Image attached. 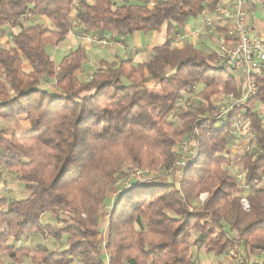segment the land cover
Returning <instances> with one entry per match:
<instances>
[{
    "label": "trees",
    "instance_id": "1",
    "mask_svg": "<svg viewBox=\"0 0 264 264\" xmlns=\"http://www.w3.org/2000/svg\"><path fill=\"white\" fill-rule=\"evenodd\" d=\"M118 1L0 0V40H9L0 46V119L29 122L22 135L0 127V184L12 177L26 193L0 197V255L10 264H199L195 248L221 257L239 247L244 264H264V189L253 186L264 181V120L256 111L264 78L258 96L230 114L243 113L254 133L250 149L234 153L241 138L229 122L210 119L214 97L240 94L237 76L215 67L213 40L226 29L206 30L209 45L173 47L219 0ZM164 28L165 43L142 63L114 57L86 71L85 45L59 63L50 54L75 29L116 42ZM184 139L200 158L177 182L175 146ZM129 162L168 177L136 182L111 201ZM237 170L249 188L238 186ZM109 205L107 233L100 232ZM32 235L33 246L18 245Z\"/></svg>",
    "mask_w": 264,
    "mask_h": 264
},
{
    "label": "built area",
    "instance_id": "2",
    "mask_svg": "<svg viewBox=\"0 0 264 264\" xmlns=\"http://www.w3.org/2000/svg\"><path fill=\"white\" fill-rule=\"evenodd\" d=\"M154 3L156 1L150 0L151 5ZM255 6H259L264 13V0H219L213 12L203 16L202 25L189 35L186 33L178 35L173 46H178L184 43L188 37H191L193 44L200 47L203 45V35L206 30L212 31L218 25L226 29L224 34L218 35V44L215 49V67L237 76L240 83V94L239 96L222 94L214 97L215 111L210 115V119L219 124L230 123L232 131L241 138L240 147L235 148V150H249L254 133L249 120L245 118L243 113H238L234 118L230 114L235 108L243 106L258 96L260 79L264 78V28L261 26L257 14L253 13L254 9H251ZM24 17L26 16L22 18ZM6 28L8 33L14 31L10 24H7ZM75 37L80 40L82 45H98L102 48L123 46L121 41L111 42L106 38L87 33L80 36L75 34ZM189 98H191L190 95L185 96L178 102L177 108L171 112L170 116L174 117L177 109L181 107L185 109ZM256 111L259 117L264 120V104L258 105ZM175 148L180 153V158L174 165V170L180 177H183L185 169L198 162L199 150L197 145L189 139L177 142ZM161 172L152 173L135 167L126 172L127 185L130 187L136 182L152 180L161 175ZM234 176L238 186H244L246 189L250 187V185H245L243 171H235ZM253 186L257 189H264V181L253 184ZM208 196V193L201 194V202H204ZM241 205L244 211H250V204L245 196L241 199ZM106 241L107 239L104 238V245ZM232 250L233 258L238 259L240 248L236 247Z\"/></svg>",
    "mask_w": 264,
    "mask_h": 264
},
{
    "label": "rangeland",
    "instance_id": "3",
    "mask_svg": "<svg viewBox=\"0 0 264 264\" xmlns=\"http://www.w3.org/2000/svg\"><path fill=\"white\" fill-rule=\"evenodd\" d=\"M158 1V0H154ZM117 2L119 3L120 1L117 0ZM150 6H152L150 4ZM38 22V20L33 21V23ZM194 21H191V24H193ZM196 24V23H195ZM77 30H73L72 32L76 33L77 35H79L77 32ZM153 34V33H152ZM71 35V33H70ZM8 38H4L0 40V46H6L8 45L7 43L9 42V40H7ZM212 40L209 39H205L203 40V45L206 43V45H209L211 43H209ZM216 44H218V41L216 42V40H213ZM80 40H78V42L76 43L74 41V39L70 36H68L67 40L61 44L59 47H53L50 49V54L51 57L57 62L59 63L60 59L66 55L68 52H70L71 50L75 49L77 46H79V44H82ZM202 45V46H203ZM91 49V48H90ZM110 52V50H109ZM108 49H101L99 47H92V52L89 50V56H90V60L88 61L90 64H86L85 68L87 69L86 71H88L89 69L93 68L96 66V64L98 63V61L100 59H113L114 56L110 55L112 54L110 52L109 54ZM117 57V56H116ZM143 57H147V56H143ZM96 62H95V61ZM2 73V69L0 68V74ZM153 91H158V88H153ZM3 120H0V127H7L9 129L10 134L14 133L17 135H22L26 132V130L29 128V124H26V120L23 117H17V118H9L7 120H4L6 118H2ZM180 142V141H177ZM234 153H237V150L233 149ZM135 167H138L134 162H129L127 163L126 167H125V173L127 171H129L130 169H134ZM139 168V167H138ZM143 169V168H140ZM143 170L146 171H150L152 173L155 172V170L149 169V168H144ZM162 171V169H160ZM158 170V172H161ZM163 173V171L161 172ZM162 181H166V178L168 176L162 174ZM173 176V175H172ZM169 175V177H172ZM175 177V175H174ZM182 180V177H180L177 173H176V181L180 182ZM128 182V178L122 179L117 186L113 189V191L111 192L112 194L110 195V200L111 201H115L117 198V191H123L126 188H128L129 186L127 185ZM7 196L8 198L12 199H20V198H24L26 196V193L24 191V189L15 181L13 180L12 177L6 176V181L2 184H0V197L3 196ZM110 208L111 205L107 206L104 208V212L102 213V220H101V224L99 225V229L100 232H104L107 233V224H105L107 222V220H109L110 217ZM45 219H49V216ZM104 224V225H103ZM196 234L194 233V236ZM25 241L26 246H33L35 243H37L39 241V238L36 235H32L26 239H24L23 241H19L18 245L22 246L23 243ZM46 244L51 245V243H49L48 241H45ZM52 246V245H51ZM233 251V250H232ZM232 251L230 250L228 255L225 256H221V257H216L213 254L208 253L205 249L200 248L197 249L195 248L193 251V256L195 257V259L197 260V262L199 264H244V256H243V251L239 250L238 251V259H234L232 256ZM241 259V260H240ZM0 264H10V260L6 255H0Z\"/></svg>",
    "mask_w": 264,
    "mask_h": 264
},
{
    "label": "crops",
    "instance_id": "4",
    "mask_svg": "<svg viewBox=\"0 0 264 264\" xmlns=\"http://www.w3.org/2000/svg\"><path fill=\"white\" fill-rule=\"evenodd\" d=\"M251 9H254L253 13L257 14L258 18L260 19L261 26L264 28V13H263V11L260 9L259 6H255L253 8L251 7ZM199 27H200V25H196L195 23L188 25L185 28L186 35H189L192 31L196 30ZM75 34L76 33L73 32V34H71L69 36L72 37L74 39V41L77 43L78 39L75 37ZM165 40H166V30L164 28L160 33H153V34H148V35L136 34L131 38L125 39L123 41L121 40L122 45H123L121 47H115L114 48V47L108 46L106 48L108 49V52L110 50V52L112 53V54H110V52H109V54L114 56V57H116V56L122 57V58L130 57V58H133L136 63H142V62H146L148 60V58L152 55L154 48L157 46L163 45L165 43ZM63 43H61V44H63ZM185 43L193 44L191 37H188L184 43H182L178 46H175V47L182 48V47H184ZM60 45H58V47ZM84 45L86 46L88 51L90 50L91 52H92V47H99L101 49H106V48H102L98 45H87V44H84ZM143 56H147V57H143ZM87 64H90V63L88 62ZM87 69H85V70H87ZM0 120H3V119H0ZM4 120H7V119H4ZM26 124H29V122L27 120H26Z\"/></svg>",
    "mask_w": 264,
    "mask_h": 264
}]
</instances>
